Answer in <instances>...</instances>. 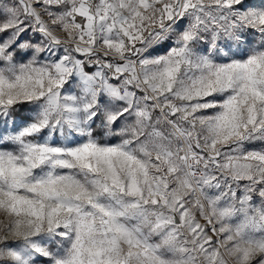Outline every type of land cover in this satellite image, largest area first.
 <instances>
[{
  "label": "snow or ice",
  "instance_id": "1",
  "mask_svg": "<svg viewBox=\"0 0 264 264\" xmlns=\"http://www.w3.org/2000/svg\"><path fill=\"white\" fill-rule=\"evenodd\" d=\"M0 264H264V0H0Z\"/></svg>",
  "mask_w": 264,
  "mask_h": 264
}]
</instances>
